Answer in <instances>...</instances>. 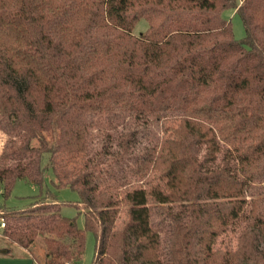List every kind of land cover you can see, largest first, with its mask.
Masks as SVG:
<instances>
[{
	"label": "trees",
	"instance_id": "16d2710c",
	"mask_svg": "<svg viewBox=\"0 0 264 264\" xmlns=\"http://www.w3.org/2000/svg\"><path fill=\"white\" fill-rule=\"evenodd\" d=\"M240 1L0 0L1 196L39 189L1 213L6 242L41 237L44 264H81L88 232L91 264H264V0ZM241 219L237 248L215 249Z\"/></svg>",
	"mask_w": 264,
	"mask_h": 264
},
{
	"label": "rangeland",
	"instance_id": "374dc122",
	"mask_svg": "<svg viewBox=\"0 0 264 264\" xmlns=\"http://www.w3.org/2000/svg\"><path fill=\"white\" fill-rule=\"evenodd\" d=\"M237 5L241 3L240 0H236ZM222 18L231 24L233 38L236 41H242L245 37L244 27L235 10H226L221 14ZM147 21L144 18L138 20L133 28V34L138 36L143 34L147 29ZM235 118L233 116H228L223 119L225 131L230 132V127L234 123ZM164 129L172 134L175 129L174 122H166L164 124ZM108 134V136H106ZM168 134L161 130L159 136H166ZM115 134L113 132H107L103 130L102 132H96L94 138V144L98 141L107 145L113 143V138ZM173 136V135H172ZM141 135L139 136L140 140ZM109 149V148H108ZM222 155L219 154L212 165L218 166L221 164ZM45 164V162H44ZM44 190L48 189L50 192L56 195V200L60 204L59 213L60 215L74 219V222L78 228L83 227V216L79 213L74 204L78 201V196L75 192L69 190L68 188L56 189L53 186L54 175L51 170L46 169L44 171ZM39 189L26 180H17L13 186L11 194L8 198L3 199L0 191V218H3L2 212L10 215H18L22 213L31 202L32 197L38 195ZM5 221V218H3ZM243 219L235 223L229 231L220 235L215 244L214 248L217 250H235L237 248V239L242 231L244 224ZM1 230V229H0ZM94 255V237L92 233L88 232L86 234L85 252L81 264H91ZM44 248L42 244V238L37 237L33 245L28 250L18 248L17 246L6 242L0 236V264H44Z\"/></svg>",
	"mask_w": 264,
	"mask_h": 264
},
{
	"label": "built area",
	"instance_id": "2783aa9c",
	"mask_svg": "<svg viewBox=\"0 0 264 264\" xmlns=\"http://www.w3.org/2000/svg\"><path fill=\"white\" fill-rule=\"evenodd\" d=\"M5 226V221L3 218H0V229L4 228Z\"/></svg>",
	"mask_w": 264,
	"mask_h": 264
}]
</instances>
